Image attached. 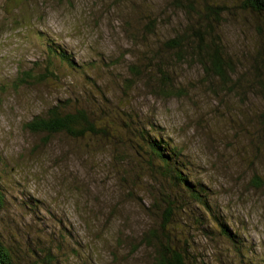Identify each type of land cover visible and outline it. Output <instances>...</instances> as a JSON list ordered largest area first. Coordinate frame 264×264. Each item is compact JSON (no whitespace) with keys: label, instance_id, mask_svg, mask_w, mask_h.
<instances>
[{"label":"rangeland","instance_id":"obj_1","mask_svg":"<svg viewBox=\"0 0 264 264\" xmlns=\"http://www.w3.org/2000/svg\"><path fill=\"white\" fill-rule=\"evenodd\" d=\"M13 1L0 0V87L6 85L0 90V170L5 173L2 180L8 179L1 182L13 186L8 193L14 197L4 215L8 226L17 235L30 230V236L52 242L69 232L65 254L55 251V242L48 243L57 260L51 264L154 263L153 249L142 243L161 223L152 213L149 197L156 185L152 178L137 180L131 171L142 161L134 156L128 169L120 160L124 153L120 144L103 138L48 137L26 128L59 100L81 99L83 94L98 98L101 93L117 107L113 114L118 109L130 110L127 105L131 103L183 151L194 177L205 184L215 207L239 233L248 257L264 264V181L260 186L251 181L254 174L263 179L264 169L257 161L250 164L249 148L250 118L263 108L262 101L248 95L247 102L240 104L232 94H212L200 84L202 74L197 67L181 68L177 84L187 89L184 98L155 99L142 90L140 82L127 96H123L124 87L120 89L129 64L142 53L139 41L132 43L128 38L142 36L138 16L161 21L158 39L170 37L173 27L182 22L180 15L166 9V0ZM224 12L222 33L232 54H251L264 43L251 13L235 6ZM38 39L64 48L76 65L84 63L83 73L93 82L86 83L85 75H63L59 84L48 80L12 88L14 79L25 83L22 72L49 61ZM24 192L41 203L33 213L16 200ZM188 226H178L177 235L187 236ZM25 239L17 237L13 243L22 246ZM193 240L210 261L228 259L234 253L227 242L200 235ZM72 249L78 257L70 254Z\"/></svg>","mask_w":264,"mask_h":264},{"label":"trees","instance_id":"obj_2","mask_svg":"<svg viewBox=\"0 0 264 264\" xmlns=\"http://www.w3.org/2000/svg\"><path fill=\"white\" fill-rule=\"evenodd\" d=\"M229 1L230 6L224 0H166V9L180 15L182 22L178 27H173L170 37L162 39L157 38L159 19L138 16L142 36L131 34L128 38L133 40L132 43L139 41L142 53L129 64L128 77L123 79L120 89L124 87L127 93H123V96H127L140 82L142 90L145 88L147 94L155 99L184 98L188 91L177 84L181 68L197 67L202 74L200 84L205 85L212 94H232L240 104L247 102L248 95L261 100L263 108L250 118L249 148L252 152L250 164L257 161L264 169V43L256 46L251 54L237 57L225 45L222 33L224 11L235 6L254 16L257 35L263 37L264 41V0ZM15 3L16 0L13 1ZM163 16L162 9L159 17ZM130 29L126 28L125 31ZM154 36L157 38L155 42L151 40ZM38 40L44 43L49 61L41 67L35 64L36 70L33 67L22 72L20 75L24 79L21 80L24 81L21 82L25 83L18 84V79H14L10 83L12 88L42 84L48 80L59 84L63 75L70 78L86 74L83 73L85 64L76 65L64 48L48 39ZM85 76L86 83L93 82L88 75ZM5 86L0 90L4 91L2 88L5 89ZM100 94L98 98L84 97L83 94L81 99L66 97L59 100L35 116L26 128L33 134L48 137L63 135L74 141L103 138L120 144L124 152L120 160L126 163L128 169L134 156L142 161L144 165L139 164L138 169L132 166L135 170L131 171L139 181L147 177L153 179L156 191L149 194L152 213L161 221L158 229L153 230L142 243L153 249V264H258L251 259L252 256L248 257L245 245L239 240V233L228 225L227 219L211 201L208 188L194 177L192 163L183 151L172 144L161 128L132 108L131 103L127 105L130 110L121 112L118 109L114 115L113 108L117 107ZM1 174L5 173L0 170V264L54 263L57 261L56 255L47 247L48 243L55 242L54 249L61 251V255L65 252L64 244L70 233L61 234V240L53 242L30 236V230L17 235L18 231L8 226L9 221L4 216L9 201L14 200L8 193V188L11 191L13 186L1 182L8 181L2 180ZM253 176L251 181L260 186L264 178L260 179L256 174ZM16 200L21 205L24 202L30 213L35 212L41 204L25 192L18 194ZM182 223L189 225L184 238L177 235L180 232L177 227ZM195 235L227 242L233 245L234 253L228 259L210 261L206 253L203 255V249L194 247ZM24 236L27 239L23 245L15 246V238ZM70 254L74 258L79 256L73 249Z\"/></svg>","mask_w":264,"mask_h":264},{"label":"bare ground","instance_id":"obj_3","mask_svg":"<svg viewBox=\"0 0 264 264\" xmlns=\"http://www.w3.org/2000/svg\"><path fill=\"white\" fill-rule=\"evenodd\" d=\"M254 133V132H253Z\"/></svg>","mask_w":264,"mask_h":264}]
</instances>
